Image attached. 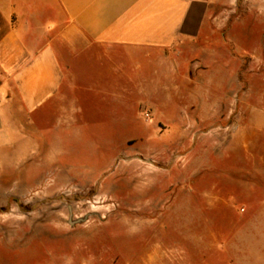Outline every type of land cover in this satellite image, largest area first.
Returning <instances> with one entry per match:
<instances>
[{
  "label": "rangeland",
  "instance_id": "rangeland-1",
  "mask_svg": "<svg viewBox=\"0 0 264 264\" xmlns=\"http://www.w3.org/2000/svg\"><path fill=\"white\" fill-rule=\"evenodd\" d=\"M231 24L234 52L256 65L264 0H238ZM176 94L72 91L44 104L30 153L0 161V264H264V177L230 148L240 93L227 121L184 129L194 117Z\"/></svg>",
  "mask_w": 264,
  "mask_h": 264
},
{
  "label": "crops",
  "instance_id": "crops-1",
  "mask_svg": "<svg viewBox=\"0 0 264 264\" xmlns=\"http://www.w3.org/2000/svg\"><path fill=\"white\" fill-rule=\"evenodd\" d=\"M237 2L0 0V161L24 159L42 106L72 91H178L194 117L176 121L182 129L227 121L240 93L231 152L264 177V58L250 65L234 52L226 33Z\"/></svg>",
  "mask_w": 264,
  "mask_h": 264
}]
</instances>
